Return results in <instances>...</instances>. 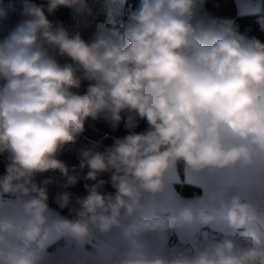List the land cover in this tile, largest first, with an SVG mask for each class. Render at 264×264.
<instances>
[{
  "label": "clouds",
  "instance_id": "obj_1",
  "mask_svg": "<svg viewBox=\"0 0 264 264\" xmlns=\"http://www.w3.org/2000/svg\"><path fill=\"white\" fill-rule=\"evenodd\" d=\"M126 4L105 0L85 40L48 15L86 26L88 0H21L0 39V264H264V42L204 0ZM89 119L128 134L80 153L95 183L74 197L59 157ZM57 171L54 209L58 181L37 178Z\"/></svg>",
  "mask_w": 264,
  "mask_h": 264
},
{
  "label": "trees",
  "instance_id": "obj_2",
  "mask_svg": "<svg viewBox=\"0 0 264 264\" xmlns=\"http://www.w3.org/2000/svg\"><path fill=\"white\" fill-rule=\"evenodd\" d=\"M34 3H46V0H33ZM89 4L93 6V15L89 17V23L86 26H82L77 17H75L71 10L68 8H60L54 14H49L48 18L53 23L57 21L61 22L63 26L70 32H80L85 40H89L92 34L95 32V26L97 23L104 21L105 16L102 11L104 7L105 0H88ZM139 3V0H127V4L135 7ZM0 6L4 7L8 16L7 19L0 20V39H3L8 32L15 27V25L23 19L20 15L21 12V0H0ZM205 9L212 15L217 17H231L233 18L234 24L238 27L241 33H246L247 35H254L262 42H264V31H261L258 21L264 18V0L262 3V10L256 13L239 14L238 6L235 0H204ZM47 14V13H46ZM60 63L70 62L67 58H59ZM88 86V81H83L79 90L80 94H84ZM147 129V124L145 121H139L138 127L134 129L137 133L143 132ZM128 134V129L124 127L123 122L121 125L113 129L108 122L103 119L91 120L89 119L85 123L84 132L78 137L77 142L72 145L69 144L65 147L63 152L60 154V159L63 160L69 167L70 171L75 174H79L81 179L78 183L67 191L71 192L73 196H83L87 194L84 187L85 184H93L94 181H88L83 179L86 176L88 169L81 170L80 165V153L92 146L93 143H98L97 150L103 151L106 147L111 146L114 138L123 137ZM7 163L6 156H0V175L4 174L5 164ZM109 173L102 174L99 179H109ZM54 176L57 183L50 184L48 186L49 191V204L50 206L57 208L55 204V197L57 193L65 191L62 188L65 182V177H63L58 171L55 173L48 172L44 173L42 176L38 177L37 180H43L48 177ZM178 190L181 194L186 196H192V194L199 193V188H194L188 185L180 187L177 185ZM105 191H114L110 184L105 185ZM64 214H67L68 210H63Z\"/></svg>",
  "mask_w": 264,
  "mask_h": 264
},
{
  "label": "crops",
  "instance_id": "obj_3",
  "mask_svg": "<svg viewBox=\"0 0 264 264\" xmlns=\"http://www.w3.org/2000/svg\"><path fill=\"white\" fill-rule=\"evenodd\" d=\"M235 1H236L237 6H238L239 14L256 13V12H259L262 10L263 0H239V5H244V7H240L238 5V0H235ZM223 18H229V19L233 20V18H231V17H223ZM177 191L180 192L178 190V188H177ZM184 196H186V195H184ZM186 197H191V196H186ZM52 208H54V207H52ZM50 251H51V249H50Z\"/></svg>",
  "mask_w": 264,
  "mask_h": 264
},
{
  "label": "built area",
  "instance_id": "obj_4",
  "mask_svg": "<svg viewBox=\"0 0 264 264\" xmlns=\"http://www.w3.org/2000/svg\"><path fill=\"white\" fill-rule=\"evenodd\" d=\"M127 5H129V4H126V6H127ZM173 239H175V238L173 237Z\"/></svg>",
  "mask_w": 264,
  "mask_h": 264
},
{
  "label": "rangeland",
  "instance_id": "obj_5",
  "mask_svg": "<svg viewBox=\"0 0 264 264\" xmlns=\"http://www.w3.org/2000/svg\"><path fill=\"white\" fill-rule=\"evenodd\" d=\"M175 238V237H174Z\"/></svg>",
  "mask_w": 264,
  "mask_h": 264
}]
</instances>
